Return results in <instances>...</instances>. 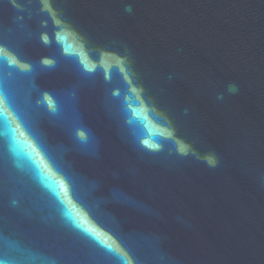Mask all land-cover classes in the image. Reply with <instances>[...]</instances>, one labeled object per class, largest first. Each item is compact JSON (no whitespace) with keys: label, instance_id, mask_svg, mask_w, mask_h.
Here are the masks:
<instances>
[{"label":"water","instance_id":"95a60500","mask_svg":"<svg viewBox=\"0 0 264 264\" xmlns=\"http://www.w3.org/2000/svg\"><path fill=\"white\" fill-rule=\"evenodd\" d=\"M0 58L5 264H264V0H0Z\"/></svg>","mask_w":264,"mask_h":264},{"label":"snow or ice","instance_id":"6c2138e0","mask_svg":"<svg viewBox=\"0 0 264 264\" xmlns=\"http://www.w3.org/2000/svg\"><path fill=\"white\" fill-rule=\"evenodd\" d=\"M4 62H5L4 58H0V63H4ZM45 63H49V61H45ZM5 106L11 107L12 105H11V102L8 99L7 95L2 90H0V120H3V121H7V115L5 113ZM17 115L19 116L21 123L25 124V127L28 129L30 135L36 141L37 145L41 148L42 151H44L45 155H47L48 158L51 160L52 164L54 166H56L57 168H60V165L49 154L47 145L44 142L43 138L36 133V131L34 130L33 127H28L23 114H21L19 111H17ZM12 131L15 132L16 129H13ZM74 135H75V132H74ZM80 139L83 140L82 135L80 136ZM34 151H35V149H33V152ZM38 166H40V165H38ZM65 176H66V179L69 181V183H72L71 179L69 178V176L67 175L66 172H65ZM60 187H61V190H63L64 186L60 185ZM80 226L83 227V225H80ZM85 230L89 231L88 229H85ZM0 264H5V262L3 260H0Z\"/></svg>","mask_w":264,"mask_h":264}]
</instances>
